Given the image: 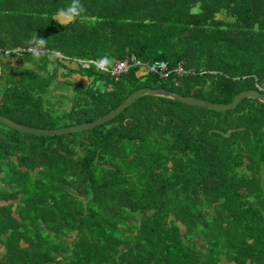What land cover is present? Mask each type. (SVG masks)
<instances>
[{
	"label": "trees",
	"instance_id": "obj_1",
	"mask_svg": "<svg viewBox=\"0 0 264 264\" xmlns=\"http://www.w3.org/2000/svg\"><path fill=\"white\" fill-rule=\"evenodd\" d=\"M71 3L0 0V116L58 129L141 88L216 104L264 95V0H81L58 23ZM105 58L140 65L76 62ZM157 62L165 78L148 72ZM0 264H264V105L144 95L66 135L0 123Z\"/></svg>",
	"mask_w": 264,
	"mask_h": 264
},
{
	"label": "water",
	"instance_id": "obj_2",
	"mask_svg": "<svg viewBox=\"0 0 264 264\" xmlns=\"http://www.w3.org/2000/svg\"><path fill=\"white\" fill-rule=\"evenodd\" d=\"M144 95L165 97V98H169L172 100H176L184 104L197 106V107H201V108H205V109H209V110H213L217 112L234 110L240 104V102H242L245 99H254L264 105V95L261 94L257 90H249V91L241 92L229 104H216V103L205 101V100H199V99L190 98L187 96H181L175 92H171L165 89L141 88L133 92L131 95H129L112 112L106 114L105 116L99 119H96L94 121L84 123V124H78V125L58 128V129H40V128L27 127V126L15 123L12 120L6 117H3V116H0V123L12 128L15 131H18L21 133L33 134L37 136L54 137V136L66 135L70 133L81 132L84 130L92 129L94 127L100 126L104 123H107L115 119L132 102H134L136 99Z\"/></svg>",
	"mask_w": 264,
	"mask_h": 264
},
{
	"label": "built area",
	"instance_id": "obj_3",
	"mask_svg": "<svg viewBox=\"0 0 264 264\" xmlns=\"http://www.w3.org/2000/svg\"><path fill=\"white\" fill-rule=\"evenodd\" d=\"M35 48L30 49V51H34ZM1 53V51H0ZM4 55L10 54L9 50H6L3 52ZM18 53V51H16ZM77 64H79L82 68H89L90 65H94L97 69H99L102 72H111L112 75H119L123 72H126L130 67L132 66H139L140 62L136 59L131 60H124V61H117L114 64H112L111 67H107L104 65V67H100L101 61H91V60H77ZM167 64L165 62H157L150 66H148V72L158 75L160 78H165L167 76ZM176 72L182 73L183 69L181 68V65H178Z\"/></svg>",
	"mask_w": 264,
	"mask_h": 264
},
{
	"label": "clouds",
	"instance_id": "obj_4",
	"mask_svg": "<svg viewBox=\"0 0 264 264\" xmlns=\"http://www.w3.org/2000/svg\"><path fill=\"white\" fill-rule=\"evenodd\" d=\"M85 11L81 0H72V3L65 9H60L56 14V21L60 24H63L65 20L74 21L77 17H79ZM38 46L43 47L45 44V40L40 38L37 42ZM36 57L39 58L40 53H35ZM108 63L107 58L101 61L100 67H104L105 64Z\"/></svg>",
	"mask_w": 264,
	"mask_h": 264
},
{
	"label": "rangeland",
	"instance_id": "obj_5",
	"mask_svg": "<svg viewBox=\"0 0 264 264\" xmlns=\"http://www.w3.org/2000/svg\"><path fill=\"white\" fill-rule=\"evenodd\" d=\"M68 21H69V20H65L64 23H65V22H68ZM51 99H52L53 101H56L55 95H54V96L51 95Z\"/></svg>",
	"mask_w": 264,
	"mask_h": 264
}]
</instances>
